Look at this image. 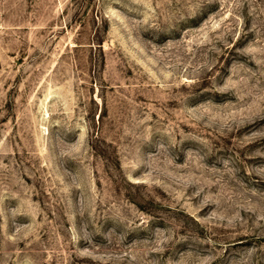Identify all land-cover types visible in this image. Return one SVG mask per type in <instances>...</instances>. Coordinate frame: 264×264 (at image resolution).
<instances>
[{
	"label": "rangeland",
	"instance_id": "rangeland-1",
	"mask_svg": "<svg viewBox=\"0 0 264 264\" xmlns=\"http://www.w3.org/2000/svg\"><path fill=\"white\" fill-rule=\"evenodd\" d=\"M0 264H264V0H0Z\"/></svg>",
	"mask_w": 264,
	"mask_h": 264
}]
</instances>
